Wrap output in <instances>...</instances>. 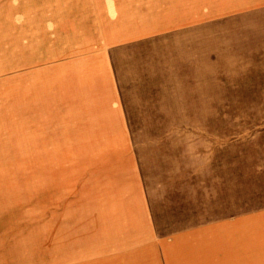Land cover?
Instances as JSON below:
<instances>
[{
    "label": "rangeland",
    "instance_id": "obj_1",
    "mask_svg": "<svg viewBox=\"0 0 264 264\" xmlns=\"http://www.w3.org/2000/svg\"><path fill=\"white\" fill-rule=\"evenodd\" d=\"M99 49L128 113L141 212L108 210L95 187L117 163L53 145L65 63L74 76ZM198 258L264 264V0H0V264Z\"/></svg>",
    "mask_w": 264,
    "mask_h": 264
},
{
    "label": "crops",
    "instance_id": "obj_2",
    "mask_svg": "<svg viewBox=\"0 0 264 264\" xmlns=\"http://www.w3.org/2000/svg\"><path fill=\"white\" fill-rule=\"evenodd\" d=\"M137 31L139 30H126L122 33L132 35L136 34ZM107 59L109 61V58L102 54L101 49L95 50L88 56L78 58L77 63L75 62L74 76L66 74L68 63H65L63 113H57L52 119L54 131H58L56 137L63 140V143H54L53 145L95 148L97 157L104 155L103 161L117 163V166L113 165L112 167L116 170L117 175L120 176H114V178L111 175L103 176L96 182L95 187L99 186L110 197L108 200L112 206L108 210L112 209L119 212L122 210H137L141 212L147 208V199L143 190L142 180L135 165V156L131 154V148H128V113L123 95L117 86L118 79L114 66ZM102 65H104V74L101 70ZM69 81H73L80 88V91H75V95L68 94L66 90ZM69 104L73 105L70 111ZM106 148L110 150L107 151ZM109 157L111 159H108ZM125 158L127 160H122ZM124 163H130V165L127 166ZM123 171H127L128 176L131 173L132 180L128 181L123 177ZM96 209L98 210V207ZM118 225L111 224L112 231H110V234L113 236L118 231ZM145 232L146 234L148 232L149 236L153 233V229L149 224L147 228L145 226ZM214 237L210 236V238ZM210 238L207 235L203 236L202 248L207 246L206 249L209 250V245L214 248L215 242L211 241ZM187 239L186 243H182L187 244V247H185L187 252L196 251L197 247H200L199 241L190 242V233L187 235ZM177 240L173 241L172 245ZM205 240H210V242L206 243ZM159 242L161 247H163V253L171 251L173 253L175 250L181 251L182 249V245L179 249L180 245L170 246V243L164 246V241L160 240ZM170 260L171 258H166L165 262ZM196 260H198L197 263L195 262ZM196 260L185 264H207L205 260H200L199 258Z\"/></svg>",
    "mask_w": 264,
    "mask_h": 264
}]
</instances>
